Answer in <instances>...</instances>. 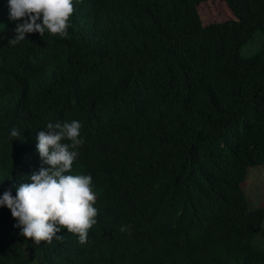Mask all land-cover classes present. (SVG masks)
I'll return each instance as SVG.
<instances>
[{
  "label": "trees",
  "instance_id": "trees-1",
  "mask_svg": "<svg viewBox=\"0 0 264 264\" xmlns=\"http://www.w3.org/2000/svg\"><path fill=\"white\" fill-rule=\"evenodd\" d=\"M207 1L84 0L67 38L12 45L0 0V197L41 167L26 128L76 120L95 153L68 174L91 175L97 209L85 244L66 229L37 244L0 206V264H158L134 258L147 245L264 264V192L257 208L246 186L264 169V44L243 54L264 35V0H222L234 19L202 25Z\"/></svg>",
  "mask_w": 264,
  "mask_h": 264
},
{
  "label": "clouds",
  "instance_id": "clouds-1",
  "mask_svg": "<svg viewBox=\"0 0 264 264\" xmlns=\"http://www.w3.org/2000/svg\"><path fill=\"white\" fill-rule=\"evenodd\" d=\"M83 1L8 0L9 18L17 22L15 35L9 43L15 45L24 41L25 35L30 33H38L42 37L45 31L53 36L67 38L69 19L75 15L78 5ZM37 126L32 123L25 132L36 143L41 167L31 174L29 183L17 189L15 197L10 190H6L0 197V206L10 210L12 218L17 221L14 227L21 229L20 235L37 244L42 241L51 243L54 238L62 239V236L57 235L62 229L78 236L79 243L85 244L89 229L97 223L92 177L68 173H71L74 161L82 155L84 148L86 155L95 153L94 143L84 146L82 125L76 120L48 122L44 129H36ZM10 135L19 138L21 133L13 128ZM261 229H264L263 222ZM120 231L130 234L131 226H121ZM161 240L164 243L170 242L167 235ZM143 253L134 258H153L159 261L158 264H191L187 256L178 253L175 247L157 251L147 245ZM170 255H177L179 260H165Z\"/></svg>",
  "mask_w": 264,
  "mask_h": 264
},
{
  "label": "rangeland",
  "instance_id": "rangeland-1",
  "mask_svg": "<svg viewBox=\"0 0 264 264\" xmlns=\"http://www.w3.org/2000/svg\"><path fill=\"white\" fill-rule=\"evenodd\" d=\"M198 13L200 15L202 25L234 19V15L222 0H209L199 5ZM259 42L264 44V35L258 32L255 33L251 42L244 47L243 54L248 55L246 54V51L250 54L257 52V49L259 48ZM246 186L248 192L247 198L254 199L255 202L258 198L260 199V195L263 194L262 192H264V169L261 170L259 177L255 180L249 177L246 182ZM250 203L256 207L263 204L262 201L256 202L258 203L257 205L251 201Z\"/></svg>",
  "mask_w": 264,
  "mask_h": 264
}]
</instances>
